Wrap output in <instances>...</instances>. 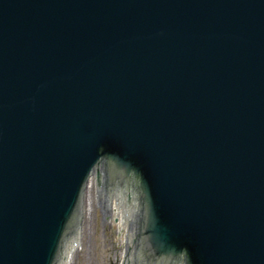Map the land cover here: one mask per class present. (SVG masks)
Instances as JSON below:
<instances>
[{
    "label": "water",
    "instance_id": "water-1",
    "mask_svg": "<svg viewBox=\"0 0 264 264\" xmlns=\"http://www.w3.org/2000/svg\"><path fill=\"white\" fill-rule=\"evenodd\" d=\"M89 182L120 264H264V0H0V264H61Z\"/></svg>",
    "mask_w": 264,
    "mask_h": 264
},
{
    "label": "rangeland",
    "instance_id": "rangeland-1",
    "mask_svg": "<svg viewBox=\"0 0 264 264\" xmlns=\"http://www.w3.org/2000/svg\"><path fill=\"white\" fill-rule=\"evenodd\" d=\"M85 220L81 233L83 244L72 264H120L123 249L114 236L118 232L115 224L108 223L100 207L95 212L89 211Z\"/></svg>",
    "mask_w": 264,
    "mask_h": 264
},
{
    "label": "bare ground",
    "instance_id": "bare-ground-1",
    "mask_svg": "<svg viewBox=\"0 0 264 264\" xmlns=\"http://www.w3.org/2000/svg\"><path fill=\"white\" fill-rule=\"evenodd\" d=\"M91 180H93L92 177H91ZM93 196H95L94 185H93V182H89L88 188H87V191L85 194V218L88 219L89 211H91L93 209V211L95 212L96 208L100 207L102 209L104 216H105V219L108 221V223H114L118 229V232H119L120 228H119L116 216L107 218V207H102V202H96V200L93 198ZM80 244H81V241H80V239H78L77 241H73L72 247H66V256H64V260L62 261V264H72L73 259H74V255H76V253L79 251ZM82 244H83V242H82Z\"/></svg>",
    "mask_w": 264,
    "mask_h": 264
}]
</instances>
